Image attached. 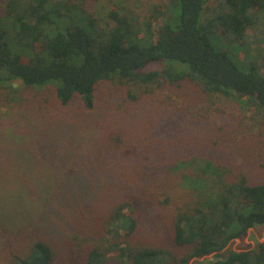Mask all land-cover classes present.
<instances>
[{
    "label": "trees",
    "instance_id": "trees-1",
    "mask_svg": "<svg viewBox=\"0 0 264 264\" xmlns=\"http://www.w3.org/2000/svg\"><path fill=\"white\" fill-rule=\"evenodd\" d=\"M94 1L0 0V91L4 92H0V106L4 98L8 111L17 108L16 112L20 113L19 109L27 104L23 101L26 91L20 93L21 87L34 92L36 101L40 98L48 102L46 95L50 91L49 95L60 107H69L76 99L84 111H91L98 98V87L104 84L122 89L129 104H138L154 89L181 88L189 84L211 103L223 98L252 106L264 122V74L261 72L264 46L260 47L264 39L258 40V49L250 47L243 52L242 64L247 62L243 69L226 53L215 50L208 39L211 33H217L223 39L244 44L245 31L254 24L252 18L258 15L259 22H264V0H166L162 5H151L147 14L135 11L124 0H113L104 17L92 10ZM157 65L160 67L156 68ZM168 114L180 122L187 118L178 112L168 111ZM189 129L190 125L183 126V132ZM118 134L124 137L126 132ZM118 142L121 144L122 138ZM142 143L132 152L123 150L119 155L115 150L109 152L110 147L99 149L127 167L131 154L137 150L146 152L147 145ZM196 143L200 146L198 154H214L204 149L201 140ZM69 144L72 140L63 137L57 146L67 153ZM11 148L0 153V159L4 158L5 166L9 167L6 170L2 166L8 173L0 169L3 175L9 177L13 169L25 176L31 175L40 183L49 178L51 183L26 186L24 198L12 201L17 213L12 216L0 210V216L4 217L0 226L5 225L8 216L22 219L20 213H25L26 217H36L44 204L51 215H56L59 207L70 210L73 219L78 215L93 218L101 210L97 202L92 206L87 199L77 200L80 196L76 184L85 181V192L96 195L89 184L94 176L81 171L86 160L71 162L74 157L90 160L89 155L93 153L76 152L68 158L70 160H59L58 164L65 168L59 178L58 164H54L44 146L29 144L19 153ZM156 156L165 157L157 153L141 155L151 164L156 163ZM213 159L194 157L187 161L186 158L183 164L171 170L180 180L174 189L191 200L185 199L188 202L183 201V206L179 203L168 224L157 219L155 210L150 209L154 207L152 201L159 197L154 193L145 197L139 194L142 190H155L160 182L147 183V176H139L140 188L135 190V198L149 208L141 222L145 223L151 216L164 231L166 228L169 246L132 244L130 237L138 230V220L130 214H122L124 208H132L130 202L122 199L112 203L109 212L102 215L96 225L86 229L82 224L81 228L89 231L85 235L64 236L62 245L59 240L54 241L55 238L35 237L24 249L16 248L8 257V263L70 264V260L80 259V264H189L194 259L192 264H264V241L248 251L222 253L229 242L242 238L249 229L264 227V182H248L243 174H234L226 164ZM35 161L42 162L44 169L35 165V170H41L34 171L29 163ZM41 171L48 173L47 177L42 176ZM145 173L151 177L147 171ZM49 176H55V182ZM137 176L133 170L114 175L111 183L115 187L109 192L113 197L108 202L118 200L119 187L118 195H133L131 179L136 180ZM148 196L151 201L145 202ZM0 198L6 199L3 195ZM174 198L166 194L161 203L172 207L176 204ZM0 205L4 207V203ZM45 225L42 229L48 232L50 223ZM81 228L74 227L73 231ZM73 231L71 233H75ZM106 234L111 239H107ZM111 253L114 255L110 256ZM213 253L214 261H199Z\"/></svg>",
    "mask_w": 264,
    "mask_h": 264
},
{
    "label": "rangeland",
    "instance_id": "rangeland-1",
    "mask_svg": "<svg viewBox=\"0 0 264 264\" xmlns=\"http://www.w3.org/2000/svg\"><path fill=\"white\" fill-rule=\"evenodd\" d=\"M164 1L166 0H124L128 6L134 7L135 11L144 12V14H147V9L151 5H162ZM112 2L113 0H96L92 4V10L104 17ZM210 3L209 1L208 4ZM252 19L254 24L245 31L244 44L242 45L228 38L223 39L217 33H211L208 36L209 42L215 50L226 53L239 69H243L242 66L247 63L242 64L243 52L249 51L250 47L258 49L260 44L258 40L264 39V22H259L258 15ZM263 46L260 44V47ZM155 67L159 68L160 66ZM261 72L264 74V68H261ZM0 92L4 93L3 91ZM22 92H25L23 93V101L27 102L24 106L27 108H20V113L16 112L17 108L13 109L14 114L12 110L8 111L3 102L5 99L2 98L3 101L0 106V153H4L5 148L11 147L15 150L14 153H19L22 148L29 147V144L39 143L42 148L45 147L48 156L55 162L54 164H58L59 160H64L63 158L70 160L68 158H72L76 152L85 155L93 153L89 155L90 160L78 157L75 159L74 157L71 162L80 161L81 163L86 160L82 165L84 168L80 169L82 172L92 173L94 176L93 181L89 178L92 181L89 184L93 186L91 191H95L96 195L85 192V181L76 184L77 195L80 196L77 200L87 199L86 202L89 201L92 206H96L97 202L101 210L97 214L95 213L93 218L85 219L78 215L73 219V213L69 212L70 210L67 211L66 208L59 207L56 215H51L47 211V205L44 204L42 208L39 207L38 214H35L36 217H26L25 213H20L22 219L13 218L14 222L12 217H6L5 225L0 226V264H9L7 259L12 252H15L16 248L24 249L25 246L35 240L33 239L35 237L55 238L54 241L59 240L58 242L62 245L61 238L64 236L70 238L71 236L85 235L89 232L86 229L96 225L98 219L109 212L108 208H111L112 203H119L122 199L130 202V207H132L124 208L122 214H130L138 220V230L130 237L132 244L169 246V238L165 233L166 228L164 231L160 224L158 227L151 216L146 221L143 219L145 223L141 222L149 208L145 206L144 202L139 203L136 200L135 190L138 191L140 188L138 179L142 174L147 176V183L152 180L157 183L160 182V186L155 190L150 188L148 192L142 190L139 194L141 197H145L148 193H154L155 197H159L152 201L154 207H150V209L155 210L157 219L167 222L171 219L175 209L179 208L180 202L183 206V201L188 202L185 199L191 200L187 195L184 197L185 195H179L180 193L176 192L174 187L179 185L180 180L176 179L174 173L171 172L176 165L183 164L186 158L189 161L194 157L209 160L214 157L213 161L226 164L234 174H243L247 177L248 182H264V122L255 114L252 106L246 107L223 98L211 103L207 96L205 97L189 84H185L181 88L164 86L159 90L154 89L150 94L144 95V99L138 104L126 102L122 89L104 84V86L98 87V98L91 111H84L76 99L69 107H60L49 95L50 91L46 95L48 102H43L40 98L36 101L34 92L28 89L24 90L21 87L20 93ZM168 111L169 113H181L183 117L187 118L181 122L174 120ZM195 122L199 124L196 125ZM188 125H190V129L183 132V126L188 127ZM119 131L126 132L124 137L118 134ZM63 137L72 140V144L67 146V153L57 146ZM120 138L123 141L121 144L118 142ZM108 140L110 143L107 142ZM199 140L205 147L204 149L208 150V153L214 154L205 156L198 154L200 153L198 150L200 146L196 142ZM8 142L12 145L10 146ZM46 142L48 145H44ZM139 142H144L147 149L144 153H138L137 150L131 154L130 163H132V167H130L129 162L127 167L122 163H117L115 158L109 155L110 153L101 150L104 147H110L109 152L115 150L119 155L123 150L132 152ZM99 145L104 146L96 147ZM95 150H100V152H95ZM68 152L72 153L67 155ZM146 153H157L165 157L156 156L157 159L154 161L156 163L151 164L152 162L141 157ZM3 165L5 166L4 158L0 159V169L7 173L6 170H9V167L5 166V170L2 168ZM29 165L37 172L44 166L42 162L36 161L30 162ZM35 165L41 167L40 170H35ZM65 166L67 165L65 164ZM56 169L57 177L61 178L65 172L64 166L59 163ZM130 170L135 171L136 175L138 174L136 180L131 179L133 195H118L121 191V187H119L116 197L118 200L108 202L113 197L109 192L115 187L111 183L114 175ZM18 171L12 169V175L9 177L0 172V196L6 197V199L0 198V203H4V207L0 205V210H5L7 214L12 216L18 212L14 205L12 208V201L24 198L22 194L25 193L26 186L51 183L49 178L40 183L31 175L25 176ZM146 171L151 177L145 173ZM41 172L42 176L47 177L46 174L48 173ZM49 177L55 182V176ZM122 184L124 183L122 182ZM166 194L175 197L176 204L172 207L171 204L164 206L161 203ZM126 196L128 198H125ZM32 200L38 204L36 199ZM148 201H151L150 196L146 197L145 202ZM5 203H9L10 206ZM3 219L4 217L0 216V222ZM71 219L74 221H70ZM45 223H50L47 227L48 232L42 229L43 226H46ZM82 224L87 228L82 229ZM74 227L81 229L73 231ZM72 231L75 233H71ZM120 234L123 235L124 232L122 231ZM106 237L111 239L108 234ZM116 240L119 241L117 238ZM263 241L264 227L249 229L242 238L229 242L222 253L226 250L248 251ZM111 255L114 254L111 253ZM213 256L214 253L199 261L203 259L214 261ZM193 261L195 260H191L189 264H192ZM80 263V259L70 260V264Z\"/></svg>",
    "mask_w": 264,
    "mask_h": 264
}]
</instances>
